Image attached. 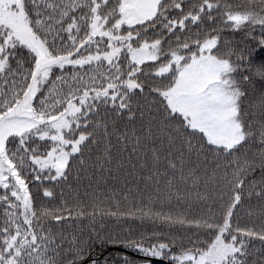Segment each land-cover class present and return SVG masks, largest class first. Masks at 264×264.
Listing matches in <instances>:
<instances>
[{"label":"snow or ice","instance_id":"6c2138e0","mask_svg":"<svg viewBox=\"0 0 264 264\" xmlns=\"http://www.w3.org/2000/svg\"><path fill=\"white\" fill-rule=\"evenodd\" d=\"M0 264H264V0H0Z\"/></svg>","mask_w":264,"mask_h":264}]
</instances>
